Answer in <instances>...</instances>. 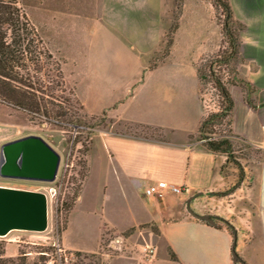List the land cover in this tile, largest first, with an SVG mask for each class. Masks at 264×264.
<instances>
[{
	"label": "crops",
	"instance_id": "crops-1",
	"mask_svg": "<svg viewBox=\"0 0 264 264\" xmlns=\"http://www.w3.org/2000/svg\"><path fill=\"white\" fill-rule=\"evenodd\" d=\"M52 1V22L69 33L77 94L86 110L113 109L118 122L91 145L60 234L64 249L96 252L106 222L132 241L153 242L152 264H264V0H228L242 25L244 62L242 81L228 87L229 137L259 150L253 183L237 188L224 171L227 155L192 138L204 118L198 59L176 50L162 68H149L163 0H68L66 11ZM161 180L189 190L147 196L146 186ZM106 264L139 263L114 256Z\"/></svg>",
	"mask_w": 264,
	"mask_h": 264
},
{
	"label": "rangeland",
	"instance_id": "rangeland-1",
	"mask_svg": "<svg viewBox=\"0 0 264 264\" xmlns=\"http://www.w3.org/2000/svg\"><path fill=\"white\" fill-rule=\"evenodd\" d=\"M59 1L66 11L68 0ZM73 1L69 0V3L72 5ZM52 2L19 0L29 22L53 56L51 60H46L38 74L50 81L56 78L57 68L62 69L66 91H62L56 83L51 87L55 94L67 98V116L57 119L51 114L50 117L32 119L26 111L0 102V155L4 143L28 135L42 136L61 155L57 177L51 182L0 175L2 186L41 190L48 194L49 227L43 232L13 230L7 236L0 237V243L5 247L6 257L22 254L29 262L43 257L48 264H62V260L66 264H106L117 255L82 252L83 255L77 256V251L64 249L60 242V234L67 225L70 211L88 175L91 145L98 134L110 129L118 131V122L113 109L99 112L86 110L82 96L77 94L75 68L68 63L69 33L66 29H57V25L52 22ZM161 18L163 31L149 68H162L164 59L176 50H186L198 59V68L204 75L203 79L200 78L204 118L192 138L208 147H212L214 142L216 150L227 155L224 171L231 177L229 186L237 188L251 185L259 150L252 145L244 146L229 137L232 112L227 109L226 98L217 83V79H221L229 87L232 83L242 81V25L235 19H229L222 6L215 5V0H163ZM82 34L78 33L79 36ZM49 107L53 108V105L49 104ZM142 133L147 136L160 135L156 130L145 129ZM104 225L112 227L106 222ZM235 264L242 262L236 261Z\"/></svg>",
	"mask_w": 264,
	"mask_h": 264
},
{
	"label": "trees",
	"instance_id": "trees-1",
	"mask_svg": "<svg viewBox=\"0 0 264 264\" xmlns=\"http://www.w3.org/2000/svg\"><path fill=\"white\" fill-rule=\"evenodd\" d=\"M215 5L222 6L226 16L234 19L228 0H215ZM52 58V54L45 48L42 38L21 8L19 0H0V102L26 111L32 119L50 117L51 114L58 117L57 119L65 118L67 98L55 94L51 87L56 83L62 91H66L61 67L57 68L56 78L50 81L38 74L46 60ZM198 71L200 78L203 79L204 75L199 68ZM217 83L226 98L227 109L232 112L233 101L228 86L221 79H217ZM49 104L53 105V108H50ZM210 148L216 150V144L213 142ZM76 255L81 256L83 253L76 252ZM0 264H48V262L43 257L29 262L22 254L17 257H6L5 247L0 243ZM62 264H66L64 260Z\"/></svg>",
	"mask_w": 264,
	"mask_h": 264
},
{
	"label": "water",
	"instance_id": "water-1",
	"mask_svg": "<svg viewBox=\"0 0 264 264\" xmlns=\"http://www.w3.org/2000/svg\"><path fill=\"white\" fill-rule=\"evenodd\" d=\"M60 163L61 155L47 140L28 135L2 145L0 175L51 182L57 177ZM48 227L46 192L0 185V237L13 230L43 232Z\"/></svg>",
	"mask_w": 264,
	"mask_h": 264
},
{
	"label": "built area",
	"instance_id": "built-area-1",
	"mask_svg": "<svg viewBox=\"0 0 264 264\" xmlns=\"http://www.w3.org/2000/svg\"><path fill=\"white\" fill-rule=\"evenodd\" d=\"M188 190V187L185 185L168 183L165 180H161L147 185L145 194L147 196H159L166 191L182 194ZM96 253L107 256L110 254L127 256L136 260L139 264H152L157 254V247L153 242L148 240L132 241L127 232L104 225L102 226ZM70 258L72 259V257Z\"/></svg>",
	"mask_w": 264,
	"mask_h": 264
}]
</instances>
